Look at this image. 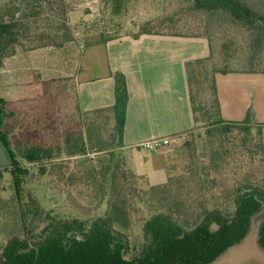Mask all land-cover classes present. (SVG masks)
Here are the masks:
<instances>
[{"label":"trees","instance_id":"16d2710c","mask_svg":"<svg viewBox=\"0 0 264 264\" xmlns=\"http://www.w3.org/2000/svg\"><path fill=\"white\" fill-rule=\"evenodd\" d=\"M190 2L184 11L223 14L241 24L251 34L255 53L261 52L264 2ZM70 12L66 0H0V68L19 46L25 51L63 48L72 41L67 24ZM142 34L152 33L140 31L137 36ZM184 37L206 38L210 43L208 59L187 63L188 84L197 129L202 122L199 115H207V110L195 87L204 66L211 68L216 107L215 117L207 115L213 128L208 134L218 136L220 143L209 154H199L194 142L183 144L178 155L181 164L167 156L164 184L144 185L145 178L128 167L121 151L129 102L124 75L114 76L116 102L111 108L83 111L76 90L77 102L87 116L111 118V148H102L91 136L86 141L69 135L66 160L60 162H54L57 156L48 148L12 147L4 130L6 101L0 99V142L11 159L14 187L8 199L0 192V264H210L241 243L254 226L264 252L262 126L253 123L251 111L241 122L223 120L215 81L218 74L264 71L252 61L243 70L233 68L228 60L219 65L209 37ZM27 165L38 166L47 189L59 185V193L67 195L81 216L46 210L27 188L35 177ZM136 227L141 240L135 235Z\"/></svg>","mask_w":264,"mask_h":264},{"label":"rangeland","instance_id":"374dc122","mask_svg":"<svg viewBox=\"0 0 264 264\" xmlns=\"http://www.w3.org/2000/svg\"><path fill=\"white\" fill-rule=\"evenodd\" d=\"M66 1L71 10L67 24L71 29L72 41L63 48L54 46L25 51L24 47L19 46L15 55L5 59L0 68V99L6 101L4 130L14 149L26 145L41 146L51 149L57 156L54 162H60L66 160L65 141L69 135L84 137L86 141L91 136L96 144L100 142L102 148H111V118L106 115L87 116L77 102L75 78L66 74L77 72L84 46L133 35L136 31L134 26L138 27L136 33L206 35L214 46L215 62L219 65L228 60L233 68L243 70L252 61L256 68L264 71V47L261 52L255 53L251 34L245 27L223 14L210 16L184 11L191 0ZM3 74H17L11 81L12 88H3ZM224 80L220 79L221 82ZM195 90L206 107L208 117H215L211 68L204 66ZM207 115L200 114L201 125L187 134L184 140L167 148L168 155L174 161L178 160L176 165L183 161L178 156L179 150L187 142H194L199 154L216 152L220 142L218 136L208 134L213 128L209 126ZM59 151L61 156L58 155ZM74 161L75 158H72L70 162ZM9 165L10 156L0 142V192L4 199L14 194L10 173L12 168L6 170ZM27 166L35 175L28 181L27 188L33 191L46 210L54 209L67 217L81 216L67 201V195L59 193V185H54V190L47 189V180L39 177L38 166ZM144 185L147 186L145 182ZM104 211L105 206L99 212ZM256 230L254 226L241 243L228 249L210 264H264V252L258 245ZM135 235L141 240L139 227L135 228ZM2 238L0 236V240Z\"/></svg>","mask_w":264,"mask_h":264},{"label":"crops","instance_id":"0c3cea01","mask_svg":"<svg viewBox=\"0 0 264 264\" xmlns=\"http://www.w3.org/2000/svg\"><path fill=\"white\" fill-rule=\"evenodd\" d=\"M134 29L137 31L138 27ZM136 31L84 46L77 72L66 76L75 78L80 106L85 112L113 107L114 76H125L129 102L121 151L128 167L144 177L146 184L155 186L167 180V148L150 152L139 146L192 132L195 121L187 63L208 59L211 48L206 38L137 36ZM15 76H3L4 89L13 85ZM221 78L225 80L221 82ZM215 81L222 119L241 122L251 111L253 123L262 126L264 144V72L218 74ZM10 168L11 165L6 170Z\"/></svg>","mask_w":264,"mask_h":264},{"label":"built area","instance_id":"2783aa9c","mask_svg":"<svg viewBox=\"0 0 264 264\" xmlns=\"http://www.w3.org/2000/svg\"><path fill=\"white\" fill-rule=\"evenodd\" d=\"M187 134L179 135V136H170L166 138H158L150 141H146L142 143L139 147L150 151V152H157L162 149H166L170 147L172 144L184 140Z\"/></svg>","mask_w":264,"mask_h":264}]
</instances>
